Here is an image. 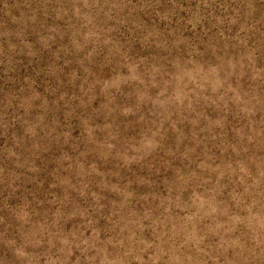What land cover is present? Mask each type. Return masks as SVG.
I'll use <instances>...</instances> for the list:
<instances>
[{
    "label": "rangeland",
    "instance_id": "374dc122",
    "mask_svg": "<svg viewBox=\"0 0 264 264\" xmlns=\"http://www.w3.org/2000/svg\"><path fill=\"white\" fill-rule=\"evenodd\" d=\"M0 264H264V0H0Z\"/></svg>",
    "mask_w": 264,
    "mask_h": 264
}]
</instances>
